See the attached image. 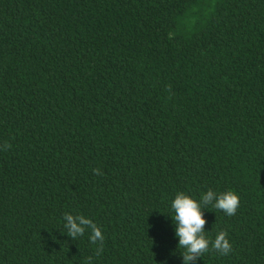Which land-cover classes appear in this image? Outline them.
<instances>
[{
	"label": "trees",
	"instance_id": "obj_1",
	"mask_svg": "<svg viewBox=\"0 0 264 264\" xmlns=\"http://www.w3.org/2000/svg\"><path fill=\"white\" fill-rule=\"evenodd\" d=\"M209 189L232 251L193 264H264V0H0V264H184L171 203Z\"/></svg>",
	"mask_w": 264,
	"mask_h": 264
},
{
	"label": "clouds",
	"instance_id": "obj_2",
	"mask_svg": "<svg viewBox=\"0 0 264 264\" xmlns=\"http://www.w3.org/2000/svg\"><path fill=\"white\" fill-rule=\"evenodd\" d=\"M170 90V86H169ZM11 145L5 142L3 150H7ZM95 174L102 175L99 168L93 169ZM212 205L215 209L223 211L227 216H234L240 206V196L235 191H226L217 194L209 189L202 194L200 200L194 199L190 195L180 192L171 203L174 211L172 219L176 225V236L179 238V248L184 249L181 253L184 264H193L210 250L218 252L220 255H228L232 251L228 233L220 231L214 241H209L205 236L204 209ZM67 229V235L73 240L90 233L89 239L92 244H96V255L103 252V241L105 239L101 228L93 220L84 215H73L65 213L63 217ZM92 257L85 260V264H91Z\"/></svg>",
	"mask_w": 264,
	"mask_h": 264
}]
</instances>
